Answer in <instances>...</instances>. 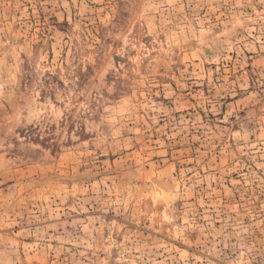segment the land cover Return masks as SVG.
I'll return each mask as SVG.
<instances>
[{
  "label": "rangeland",
  "instance_id": "374dc122",
  "mask_svg": "<svg viewBox=\"0 0 264 264\" xmlns=\"http://www.w3.org/2000/svg\"><path fill=\"white\" fill-rule=\"evenodd\" d=\"M0 264H264V0H0Z\"/></svg>",
  "mask_w": 264,
  "mask_h": 264
}]
</instances>
